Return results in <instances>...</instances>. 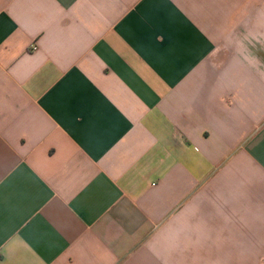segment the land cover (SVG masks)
<instances>
[{
    "label": "crops",
    "instance_id": "0c3cea01",
    "mask_svg": "<svg viewBox=\"0 0 264 264\" xmlns=\"http://www.w3.org/2000/svg\"><path fill=\"white\" fill-rule=\"evenodd\" d=\"M0 264H264V0H0Z\"/></svg>",
    "mask_w": 264,
    "mask_h": 264
},
{
    "label": "built area",
    "instance_id": "2783aa9c",
    "mask_svg": "<svg viewBox=\"0 0 264 264\" xmlns=\"http://www.w3.org/2000/svg\"><path fill=\"white\" fill-rule=\"evenodd\" d=\"M33 49H35V47H33Z\"/></svg>",
    "mask_w": 264,
    "mask_h": 264
}]
</instances>
